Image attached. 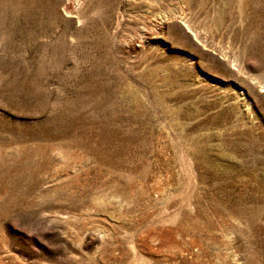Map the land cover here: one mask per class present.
<instances>
[{
  "label": "rangeland",
  "instance_id": "1",
  "mask_svg": "<svg viewBox=\"0 0 264 264\" xmlns=\"http://www.w3.org/2000/svg\"><path fill=\"white\" fill-rule=\"evenodd\" d=\"M0 264H264V0H0Z\"/></svg>",
  "mask_w": 264,
  "mask_h": 264
}]
</instances>
